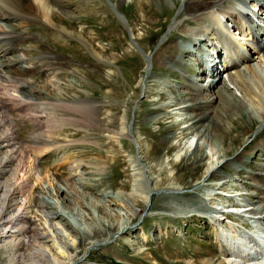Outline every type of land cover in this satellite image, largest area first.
<instances>
[{"label": "rangeland", "instance_id": "374dc122", "mask_svg": "<svg viewBox=\"0 0 264 264\" xmlns=\"http://www.w3.org/2000/svg\"><path fill=\"white\" fill-rule=\"evenodd\" d=\"M69 1L66 4L68 6L63 3L62 10L67 11L65 8L74 4L75 6L73 7L78 6V10L74 8L78 13L88 12L84 16H80L74 10L73 13L76 15L74 16L75 20L72 21L73 19H71L66 24L70 26L67 29L73 33L80 34L83 41L73 37L66 42L61 38H57L53 30L34 27L32 32L41 34L42 43L45 45L33 47L26 53H28V58H34V62L37 60V57L41 58V55H49L51 59H47L48 57H46V59L43 58L41 61L45 60L48 63H53L52 67L41 76L51 80L54 83V88L58 87L61 93L63 92L60 94L65 101H69L70 97L76 95L80 99L93 101L95 106L88 109L89 107L86 108L82 105V108L80 107L79 110L71 111L65 110L61 106H51L57 116L64 119H62L63 121L61 120V124H58L61 126V130H59L60 134L54 135V140L56 137L57 141H55L58 144L51 147V153H53L55 147L61 146L59 155L63 158V161L60 158L55 163L52 160L55 156L51 157L52 155L48 153L43 155V157L41 156L40 160L36 158L37 161L39 160L42 163L38 161L39 166H42V170L44 171L45 169V171H48L46 174H51L49 177L47 175L45 179L41 180L40 184L42 185L39 186L47 184L46 179L52 178L54 173L60 175L61 181L66 179V183L69 185L71 183L76 189L80 188L77 190L78 193L89 192L92 194L90 197H85L83 194L80 200H82L85 207H87L86 209L96 219L107 217V220H115L120 225L124 222L125 225L132 223L129 226L133 227H129L130 229L126 231H121V229L117 231V228H113L104 234L94 236V239L97 241L105 239L106 242H100L99 248L97 246L92 253L86 254L84 262L78 264H201L203 261L205 263L208 258L213 256V253L217 254L216 245L210 246L212 244H209L206 239L211 238L209 232L212 228L206 217H196L194 214H191V209L189 211L182 208L188 202L187 197L185 198L184 195L195 194L203 198V204H206L205 201L210 203L209 198L211 195L205 194V190L219 194L222 190L218 189V187L222 184H224L223 186L227 184L231 186L235 183L243 187L244 180L241 175L244 174V171L242 174L236 175V178L227 176V178L221 179L219 182L215 176L208 181H204L203 186L200 189H194L195 191L192 190L193 188H187L190 182H186L195 178L197 179L205 169L204 165H202L193 175V173L184 168L187 166L189 149L194 147L197 139L196 136L191 135L184 137L189 130H192L190 126L186 127V124H183L186 113H184L185 115L182 114L181 110L177 109L178 107L166 108L167 110L165 109L163 112L158 113H152L151 110L156 106L152 104V101L158 98L157 94L162 89V84L159 83L157 78L163 77L166 81L176 79L175 76L172 77L170 74H167L168 70L164 69L160 62H166L169 59L170 54L174 50L172 48L173 45L180 44L179 46L183 45L182 47L184 48L185 46L186 48V44H189L183 38L182 40L179 34H188V29H190L188 22L191 20L190 15L187 16L183 11H179L181 5L179 0L175 4H172L170 0L167 4H161L160 7L154 4L153 1H150L146 5L142 3V0H127L125 3L121 2L117 7L125 15L126 19L123 22L111 9V3H116L117 0H108V5L105 0H100V2H91L90 0L89 3H87L89 0H82L81 3L79 2L80 4L78 2L71 3V0ZM80 5H83V7ZM73 7L68 11L73 10ZM174 20H176V24L172 26L171 23ZM62 21H65V19ZM63 29L65 30L66 26H63ZM42 31L46 32L43 33ZM129 31L131 33L128 36ZM187 36L197 39L196 46L189 45L194 49L197 47L196 50L200 49L197 42L203 41V39H198L199 37L191 33ZM162 37L163 42L158 45L157 43ZM89 48H92V52ZM136 48L139 50L143 49V51L140 53ZM42 50L46 52L40 53ZM190 52L194 53L192 49H190ZM144 55L150 56L151 69L149 77L145 81V92L139 93V78L145 67ZM188 55L190 54L186 53L181 58L186 60ZM255 57H258V55ZM255 57L253 56V58ZM245 61L241 59L238 62ZM55 70L56 72H54ZM192 71L193 65L189 68L187 74L191 75ZM225 74L227 76V73ZM219 80L222 81L220 77L217 81ZM203 81V78L199 79L195 86H198V83H202ZM207 84L209 85V82ZM224 85L227 87L228 94L231 97L244 101L235 84H232L229 80L228 84H226L223 79V82L217 84V87L223 88ZM164 90H166L165 87ZM138 93L139 97L136 99L135 96ZM50 100H53V98ZM131 100H136L135 105L132 106V112L129 111ZM216 103L217 106L219 105L223 108L220 98L217 99ZM178 111L180 114L177 113ZM123 113L126 114V122L127 120L128 123L131 122V127H128L126 130L128 137L119 136L124 131L125 126V121L123 122L120 119ZM14 114L12 113L10 116L15 121L14 117L18 119L19 117ZM147 114L153 117L152 120L146 123H139L138 119ZM160 117L161 122L158 123L157 118ZM73 119L75 120L74 122L72 121ZM226 119L228 123H231L229 117H226ZM54 120L51 121L52 124ZM248 120L247 114L242 119H238L237 122L241 125L240 128L238 126L237 130L230 137H227L224 135V131L219 128H224V125H219L224 124V122L218 117L216 121L217 126L213 128L214 132L211 134V139L216 141L218 145L230 144L232 137H235L233 135H236V133L240 138L252 133L247 142L253 146V143L258 139L256 135L264 133V121L253 124L251 130L246 132ZM16 128L19 139L24 141L21 143L22 145L24 143L23 146L29 144L33 134L37 131L26 119L18 120ZM167 132L173 134V139L168 143L163 142L159 145L158 141L160 137ZM25 147L29 148L27 145ZM138 149L143 155L145 154L144 162L147 166V174L151 177L155 186L170 185L179 187L182 190L178 197L177 194L173 195L170 193L153 195L148 202V209L143 210L145 208V202L142 199L144 192L132 191L133 167L129 160V154H136ZM178 152L180 156L176 157L175 155ZM31 153L33 154L32 150ZM207 153L211 155L210 150ZM246 156L247 165L253 167L257 165L256 162L261 161L262 153L259 150H251L250 153H246ZM68 166H71V169L73 168L72 171L68 169ZM68 171L71 172V177L67 174ZM227 172L226 168H222L219 174L226 176L229 175ZM41 175L43 176L44 174ZM36 185L34 184V186ZM38 188L40 187L36 189ZM102 190L109 191L112 194L121 190L127 194L125 195V205L121 201H118L119 205L111 206L113 208H110L108 211L106 209V212L104 211L105 214H101L99 204L107 206L108 202L111 201L107 196L102 202L99 201V199L102 200L103 198L97 194ZM38 192L37 190L34 196L38 198L40 205L37 203L34 207H29L30 212H28V215L33 214L31 213V209H38L39 212L42 210V200ZM239 192H244V190H239ZM1 194L2 191H0V203L3 200ZM79 201L76 205H79ZM176 204H181L182 207ZM13 208L12 206L8 210L6 207L2 209L0 205V210L2 209L3 211L0 215V224H3L0 225V233L5 231L6 233H4L7 236L11 235L7 239L4 237L5 241L0 242V264H48V261L52 263L49 249L47 250L43 247L44 245H50L51 242L48 241L50 238L46 236V228L43 227L41 220L37 219V216L28 218L25 222L21 221L19 224L17 220H14ZM67 209L70 210L71 208ZM68 210V213L65 214L67 215L66 220H62V222L65 224L69 221V224L72 225L73 220L70 215L72 211ZM135 211L137 214L133 217L132 213ZM43 213L47 214L45 211ZM200 214L204 215L205 213L200 212ZM67 226L65 225L66 228L57 229L60 234V240L65 242V247L68 248L70 254L78 256L83 251L85 243L89 238L85 237V235L80 237V233L78 232L74 234V227ZM8 230H14V233H8ZM26 234L31 235V238H24L25 236L23 235ZM22 239L25 241H22ZM209 251L212 252L210 257L208 256ZM40 253L43 254L40 255Z\"/></svg>", "mask_w": 264, "mask_h": 264}, {"label": "bare ground", "instance_id": "6f19581e", "mask_svg": "<svg viewBox=\"0 0 264 264\" xmlns=\"http://www.w3.org/2000/svg\"><path fill=\"white\" fill-rule=\"evenodd\" d=\"M68 1L0 0V191H2L1 195L3 199L0 205L2 209L6 207L7 210L13 206V217L15 218L14 220H17V222H19V224L21 221H27L28 218L30 219L32 217L38 216L37 219H40L43 227L46 228V236H49L50 240L48 241L51 242L50 245L43 246L45 249H49V255H51L52 257L53 262L50 263V261H48V264L82 263L84 262V257L86 254L89 255L90 253H92V251L96 249L100 242H106L105 239L97 241L96 239H94V236L104 234L106 231H109L113 228H117V231L118 229H121V231H126L130 228H133L129 226L132 225V223H127L125 225L124 222V225H120V223H116L115 220H107V217L96 219L95 216H93V214L88 209H86L87 207H85L82 200H80V198L83 197V194L85 195V197H90L92 194H90L89 192L81 193L80 191V193H78L77 190L80 188L77 187L78 189H76L75 186L71 185V183L69 185L68 183H66V179L61 181V178L59 177L60 175L54 173L52 178L50 177L46 179L47 184L43 185L44 187L39 186L42 185L40 184L41 180L45 179L47 175L49 177V175L51 174H46L48 171H45V169L44 171L42 170V166H39V162L36 160V158H40L41 156L43 157V155L47 153L49 155H52L51 157L55 156V158L52 159L53 161H55V163L56 161H59L60 158H62L59 155V149H61V146L55 147L53 153H51V147L54 146L57 141L56 137V141L54 140V135L60 134L59 130H61V126H59L58 124L63 119L57 116L55 110L51 106H61L65 110L70 111L79 110L82 105L86 108L89 107L88 109L95 106L93 101L80 99L73 94L72 95L74 97H70L69 101H65L61 96L63 92L61 93L58 87L54 88V83L51 80H48V78L46 79L45 77L43 78L41 76L52 67L53 63H48L45 60L41 61L43 58L46 59V57H48L47 59H51L49 55H41V58L37 57V60L35 62L34 58L30 59L26 55V52L31 48L42 47L44 44L42 43L43 39H41L40 37L41 34L39 35L38 32H32L34 27L53 30L55 33H57V37L67 34V32L62 29L60 20L62 21L67 17H72V14L69 11L62 10V7L64 6L63 3H65L66 5L70 2ZM81 1L82 0H71V3H81ZM92 1L93 0H91V2ZM125 1L127 0H117L116 3H111L112 9L118 10L117 7L120 5V3H125ZM142 1V3L146 5L150 1H153L154 4L159 7L161 4H167L168 2H170V0ZM176 1L178 0H171V3L175 4ZM89 2L90 0L87 3ZM179 2H181L179 11H183L187 16L190 15V18L193 22V25H190V29H188L192 35L194 34V36L199 38H201L202 36L206 37L207 39L203 40H210V43L212 45L218 44V42H220V39L222 38L226 39L229 44L234 45L231 37L223 33V30L228 28L226 25H223L225 23V20L235 22L236 13L234 11L231 12L230 10L225 9L223 6L225 2L230 1L179 0ZM80 6L83 7V5ZM75 8L78 10V6H76ZM172 22L173 23L171 24L172 26H174L176 24V20ZM261 30L264 31V26L261 28ZM68 33L73 36L70 32ZM74 34L77 36L75 37L76 39L83 41L80 34ZM244 35L247 34L245 32H242V36L244 37L243 39H248ZM179 37L181 39L183 38L185 42H188L192 46L197 45V39L191 38L190 36H187L185 34H179ZM201 41L202 40L197 42L199 47ZM162 42L163 39H160L158 45ZM179 45H173L172 48L174 50L170 54L169 59L166 62H160L161 66L164 67V69L166 68L168 70L167 74H170L172 77L175 76L177 80L171 79L166 81L163 77L157 78L159 83L163 84L166 90L161 91L159 94H157L158 98L152 101V104L156 106L151 110L152 113H158L163 112L166 108L178 107L177 109L181 110L182 114L186 113L183 124H186V127L190 126V129L192 130H189V132H187L184 137H187V135H191L196 136L197 139L194 147L192 149H189L190 151L188 153L186 162L187 166L184 168L193 173V175L195 174V171L201 168L202 165H204L205 169L202 175L198 176L197 179L195 178L191 181L186 182H190L187 188H193L192 190L198 188L200 189V187L203 186L204 181H208L215 176L217 177L216 179L219 182V180L225 179L227 178V176L236 178V175L242 174L244 171V174L241 175L244 180V186L241 187L240 184H235V187L237 189L236 191L240 193L239 190H244V192H241V194L243 196V200H247L248 204L252 206L250 214L258 215L259 220L264 223V133L261 135H256V137L258 136V139L253 143V146H251L247 142L252 133H250V135L242 136L241 138L238 137L236 133V135H233L235 137H232V142L230 144L218 145L216 141H213L211 139V134L214 132L213 128L217 126L216 121L218 117L224 122V124L219 125H224V128H221L219 126L218 127L222 131H224V135H226L227 137H230L231 134H233L237 130L238 126L240 128L241 125H239V122H237V120L242 119L245 114L248 115L249 119L246 132L251 130V126L253 124H258L264 121V45L262 47L253 46L250 48V50L242 47L244 51L234 57V61L232 64H230L229 62L220 63L221 68L224 69L223 71L227 73L228 80L232 84H235L237 86L236 88L240 91L241 95L244 98V101L231 97L228 94V89L225 85L223 86V88L217 87V79L219 77L214 81L213 79H211L209 85L207 83L203 85L202 82L198 83V86H195L199 79H202V76L200 74L203 69L200 70V72H191V75L187 73L192 65L195 66L196 64H200L201 61L198 58L197 53L190 52L189 47L186 46L185 48L184 46L183 48V45ZM88 47L90 46L88 45ZM208 47L210 51H212L213 53L215 52V54H212L210 57H208L209 61L213 63L215 62L216 58L220 56L222 51L217 48V45H215V48H212L210 46ZM89 49L92 52V48ZM196 49L197 47H195V50ZM198 50L200 54H202V49L198 48ZM261 50L263 51L262 54H260ZM186 53L190 55H188L186 60L182 59V55ZM255 53L258 55V57L253 58V54ZM257 58L259 59V61L256 60ZM241 59L244 61L246 59L247 60L241 63L238 62ZM144 60V71L139 78V93H141L142 91L145 92V81L146 79H148L151 69L150 56L144 55ZM237 65L239 66L237 67ZM54 72H56V70ZM221 74L222 73L220 70L217 75L221 78ZM215 87L217 88L215 89ZM139 93L136 94V99L139 97ZM51 98H53V100H50ZM219 98L220 101H222L223 108L219 105L217 106L216 101ZM135 101L136 100H131V108L129 110L131 112L132 106L135 105ZM12 113H15L17 117H19V119H26L33 125V128H36L37 131L33 134L32 140H29V144H26L25 142L27 147H33V149H27L25 147L26 145L23 146L24 143L23 145H17V128L16 122L10 116V114ZM226 117L230 118L231 123L227 122ZM152 118L153 117H151L150 114H147L140 117L138 121L139 123H146L148 121H151ZM53 119L55 120L52 124L51 121ZM120 119L123 122L125 121V132H119V136H127L126 130L128 127H131V122L128 123V120L126 122L125 113L121 114ZM157 120L158 123L161 122V117L157 118ZM72 121L74 122L75 120L73 119ZM226 123L228 124L226 125ZM44 127L46 128L43 129ZM172 139L173 134L167 132L165 135L163 134V136L160 137L158 144L160 145L163 142L168 143ZM233 141H235V143H233ZM31 150L33 151V154L31 153ZM184 150L186 149L184 148ZM206 150H210L211 155L207 153ZM231 150L233 151L231 152ZM251 150H259V152L262 153L261 161L256 162L257 165L253 167L247 165L248 162L246 153H250ZM144 155L138 149L136 154H129V160L131 161L133 167L132 191L144 192L142 199L143 202H145V204L143 203L145 205V208H143V210L145 211L149 207L148 202L149 200H151V196L170 193L173 195L177 194L178 197V195H180L179 191H181L182 189L170 185L156 187L151 177H149V175L147 174V166L144 162ZM175 156L179 157V152ZM70 167L71 166H68L69 170L71 169ZM44 168L46 167L44 166ZM222 168H226L229 175L225 176L223 174H219V171ZM70 173L71 172L69 171L67 172V174L71 177ZM41 174L44 175L42 176ZM34 184L37 185L34 186ZM223 185L224 184L218 187V189L220 188V190H222L219 194L215 192L212 193L213 191H204L205 194L211 195V197L209 198L211 205L203 204V198L195 194L184 195V197H187L188 200L185 206L182 207L181 204L176 205H180L185 210L188 209L190 211L191 209L192 211H196V213H206L211 218L210 220L215 221L214 219H212L213 215H217L218 213V204L215 202V200L223 199L221 194L231 195L232 197L229 198L230 200H233V198L234 200L236 199L234 193L227 192L222 189L224 188ZM37 187L40 188L36 189ZM3 188L5 189L3 190ZM231 188L233 189V187ZM37 190L39 191L38 195L42 200V210L39 212L38 209H31V213L33 214L28 215V212H30L29 207L32 208L37 203H39L40 205V201L37 197L34 196L37 193ZM116 192L117 193L112 194L109 191L102 190L97 194L103 198L102 200L99 199V201L101 202L105 199L106 196L111 199V201H107V206L104 204H99L101 207V214H105L106 209L108 211L110 210V208H113L111 206L119 205L118 201H121L125 205V195L127 194H125L121 190H118ZM78 201L80 203L79 205H76ZM115 202H117V204H115ZM65 206H72L67 207L71 208L70 210L72 211V213L70 212L71 218L73 220L72 225L69 224V221L65 224L64 222H62V220H66L67 215L65 214L68 213V209ZM2 209L0 210V215L3 213ZM75 210L76 212L74 213ZM43 211H45L47 214L43 213ZM132 214V216L135 217L137 212L135 211ZM70 215L68 214V216ZM0 225L3 224L1 223ZM65 225H68L67 227H69V225L72 228L74 227V234L78 232L80 233V237L85 235V237L89 238L85 243L83 251L78 256L70 254L68 248L65 247V242L60 240V234L57 229H61L62 227H65ZM232 226H234V223H230L228 233H234L235 228H233ZM11 230H8L7 232L14 233L13 231L15 229L13 231ZM4 232L0 233V242L5 241V238L7 239L11 236H7L5 234L6 232ZM214 232L217 236L218 241L220 235L216 226L214 227ZM19 233L17 234L19 235ZM23 236H25L24 238H31V235L29 234ZM22 241L25 240L22 239ZM218 245L219 244L217 242L216 248L218 247ZM210 246L213 247L215 246V244H212ZM42 254L43 253H40V255ZM211 254L212 252L209 251L208 256L210 257ZM225 255L226 254L224 252V249H222L220 255L213 253L212 257L208 258L205 263H203V261L201 264H230V260L225 259ZM38 257L40 256L38 255Z\"/></svg>", "mask_w": 264, "mask_h": 264}]
</instances>
